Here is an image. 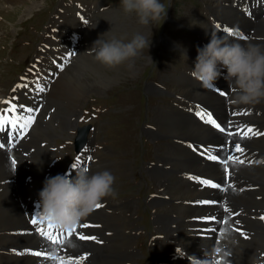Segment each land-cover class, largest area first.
Masks as SVG:
<instances>
[{
  "label": "rangeland",
  "instance_id": "374dc122",
  "mask_svg": "<svg viewBox=\"0 0 264 264\" xmlns=\"http://www.w3.org/2000/svg\"><path fill=\"white\" fill-rule=\"evenodd\" d=\"M198 1L205 5L206 12L195 10L191 0H162L166 5V10L171 13V17L177 22L180 21L183 25L177 23L178 26H176L168 22L166 23L165 19L163 21V17L158 22L150 23L148 32L144 33V36L151 42L149 49L145 47L137 57L117 66L121 72L119 74L115 73L116 70L110 69V71L108 69L109 74L112 76L115 75L116 77L111 78L110 82L107 84L99 82L88 83V86L91 88H88L87 90L89 91L84 94L85 96L80 98L74 105L73 100L71 97H68L69 94L67 92L64 93L61 99H59L60 95H58L59 97L57 96L54 100V104L47 103L45 95L49 92L48 90H51V85L58 79V76L60 77L63 71L66 69L74 71L75 68L73 67L83 62V55L94 57L91 48L93 42L99 38L91 34L94 28H100L101 30V28L107 29L108 27V31L111 32V37L115 35L116 38L127 41L128 37V39H131V33H134L135 28H138L137 25L140 24L135 14L126 15L120 6V0H0V96L11 93V87L14 83L19 81L20 77L24 78L22 83H26L29 87L34 86L37 89L38 85H43L47 88V91L45 90L42 94H37V91L29 92L26 90L28 94L32 93L36 96L34 107L39 103L41 105L35 120L36 123L31 129L28 139H26L28 144H38L35 147L31 146L34 147L31 153L33 159L32 157L28 159L29 162L23 166L18 158L19 154L23 156L21 147L17 153V157L13 159L11 163L14 167V172L12 171L14 176L11 177V182H13V186L15 184L19 188H22L13 196V206H19L23 210V215L25 214L24 210L31 208L30 201L34 198V190L31 191V194L27 195L24 190V182L22 181L24 177L27 176L26 174H28V165H33L34 168H32V171L29 173L30 176H27L26 179L43 187V182L46 177L71 171V165L78 156L81 157L79 162L80 166L83 167V164L88 166L91 172L90 174L95 173L93 166L95 163L99 162L100 166H97L98 168L96 171L98 172L108 170L110 168L108 163L111 161V163L113 162L114 164L109 170L116 177L113 186L115 189V196L103 198L101 201L103 207L95 209L90 215L80 221L93 226L80 228L79 224L77 225V232L87 236H95L99 242H96L97 240L79 239H75V241L82 243L95 241V243L102 245L103 243H101L100 236L96 233L97 231H95V229L105 231L110 223H115L119 229V235L116 239L121 242L118 243V241L115 240L116 245L118 247H121L120 244L126 246L131 245V252L126 260L127 264H174L175 261L181 259H176L174 257L184 250L186 243L196 248L195 257L204 254L202 251L203 248L199 244L196 245L191 243L192 239L184 237L182 241L176 240L178 235L183 234L184 236L185 229L180 230L177 228L176 230L174 227L175 239L173 240L174 244H172L170 242L171 240L166 237V233L159 227L160 225L157 224L158 222H156L159 214H172L179 210L183 215L186 211H190V209L182 210V207L179 208L177 206L173 211L167 209V202L164 204H162V202L169 198H160L161 196H165H163L164 193L159 190L157 180L152 172L154 170L164 171L166 169V171H169L170 169L177 174L173 166L159 161V158L164 157L169 159L172 164V158L177 156L175 153L180 147L179 144L181 142L174 145V147L171 146L170 134L172 130L170 129L172 126L168 123L163 124L164 127L161 129L162 134L160 132H157L155 135L146 133L148 128L154 129V126L150 122H154L161 116V112L170 105L168 104L170 98H173L174 103L177 104L176 102L178 101L183 102V98L181 97H188L179 87L185 84L181 85V82L180 85L177 86V79L185 73L183 71L184 67L185 69H191L195 62L191 58L190 52L187 50L188 48L190 51L193 50V48L188 45L190 36L187 35V30H182L179 26L183 27L186 25L187 28L192 31L204 30V28L210 24L204 15L208 12L212 13L214 10H220V8H215V4L217 3L216 0ZM208 3L211 4L212 7H210L211 5ZM56 11L60 13L55 14ZM196 14H199L198 18L200 19L196 20L194 18ZM65 16H69L68 19L77 24L76 27H78V29H74L79 34L78 45H76L77 49H74L73 57L70 55L65 56L71 59V61L67 64L63 62V69L60 67L61 70L56 69V71L49 72V75L47 73L42 75L36 74L40 80L45 82L34 85V78L28 79L26 75L31 74L29 71L32 64L35 63V60L39 58L47 60L44 65H39L40 72H42L44 67L51 63V61L57 62L61 60L60 52H52L54 49H52L50 39L46 38L45 31L48 30L49 27H55L60 31V28L64 25L63 18ZM52 19L55 23L54 26H51L52 23H49ZM163 24L165 25L163 26ZM140 26L143 27L144 25L142 26V24H140ZM79 31L82 33L81 36ZM128 33L130 36H128ZM108 36H110V34H108L107 37ZM44 45L51 49L47 50L50 53L46 55H42V52H44ZM51 68L53 69V66H51ZM78 72L81 73V70ZM82 72H87V70ZM89 80L93 81V77ZM151 83L162 86L165 90L161 92L154 91L153 88L149 86ZM223 84H225L223 86L226 87V83L223 82ZM225 90L228 94L230 93L228 88ZM19 92H23L21 88L16 90V94L19 95ZM175 100L177 101L175 102ZM186 100L184 101L186 102ZM226 100L228 101L229 99ZM72 105L74 106L69 109V113L65 114L66 109ZM46 106L50 107L47 109ZM76 108L77 111L74 113ZM46 109L47 111L45 114L42 113V111ZM62 109L64 111H62ZM190 116L192 117L191 114ZM56 117L59 121L56 120ZM151 119H153V121H151ZM84 124H91L87 136L89 140H87L85 144H79L76 143L77 131L78 127ZM35 128L42 129V131L39 132L40 135L38 132H35L36 134L32 137V131ZM165 128L168 129L165 131ZM159 134L161 135L159 136ZM186 137H184V141L189 140L188 136ZM195 139L201 141L198 138ZM32 140L36 142H32ZM157 140L158 142L156 143ZM181 145L185 144L183 143ZM13 161H15V164ZM148 161L153 162L148 163ZM155 162L157 163L155 164ZM164 166H166L165 169ZM258 167L264 168V164L260 163ZM17 168H19V170ZM182 169L183 168L180 170ZM33 174L40 175V179H34ZM177 175L183 176L184 174ZM23 190L25 191V195L22 194ZM180 191V195L188 196L185 188L181 187ZM226 198L228 199L229 197L227 196ZM110 199L118 203H128L130 211L124 212L121 206H118L112 215L110 212L111 209L107 210L105 205L106 201ZM256 199L258 203H261L259 204L264 210V198H257L256 195ZM100 209L104 210L106 214L98 219L97 215ZM205 209L206 208L203 207L196 212H201V216ZM27 213L28 211L26 212L25 219L29 220V214ZM249 218L251 222L255 217L250 216ZM256 220L258 224L255 227L248 226L250 222L244 225V222H242L240 218H238L239 224L231 223L234 237L239 233L235 229H241L243 227L242 225H244L246 226L245 228L253 231L252 236L259 242V245H261L264 239V226L259 223V219ZM218 234L216 237H218ZM238 241V248L242 250L244 241L241 237L238 238ZM215 244L216 241L213 239L210 242V248ZM11 246L9 245L7 250L8 253L10 252L9 255L13 257L12 261H14L15 258L21 257L20 253L22 251L15 252L16 250ZM175 246L177 247L175 248ZM174 248L175 250L173 251ZM34 249H37V247H34ZM111 249V245L107 244L106 250ZM122 249L124 250V247ZM262 249L259 250L264 251L263 247ZM26 250L31 254L29 248ZM162 251L165 253H162ZM2 252L4 253L5 250L0 248V254ZM69 252L70 251L66 249L59 251L57 254L65 255ZM3 253L0 256V264H3L5 260ZM90 255L91 254H87L88 261L86 260L84 264H100L92 263L89 258ZM231 257L232 255L228 257L231 264H239L232 261ZM33 262L34 261H32L31 264ZM37 263L39 262L35 261L34 264Z\"/></svg>",
  "mask_w": 264,
  "mask_h": 264
},
{
  "label": "bare ground",
  "instance_id": "6f19581e",
  "mask_svg": "<svg viewBox=\"0 0 264 264\" xmlns=\"http://www.w3.org/2000/svg\"><path fill=\"white\" fill-rule=\"evenodd\" d=\"M221 1H228V0H221ZM209 5H211V4H209ZM210 7H212V5ZM59 13L60 12L56 11L55 14H59ZM219 13L221 15L225 16L226 18H229L228 14H234V15L237 14L236 11H234L233 9L227 8V7H221V11H219ZM114 15H115V13H114ZM198 15L199 14H196L194 16V18L196 20L200 19V18H198ZM206 15H204V16H206ZM68 18H69V16H65L63 18L64 19V25L63 26L65 28H68V29H75V28L77 29L78 27H76L77 26L76 22L71 21ZM49 23H52L51 26H54V24H55L54 21H53V19L50 20ZM132 25H133V23H132ZM137 26H138V28H135L134 33H131V36L128 33V36L132 37L135 34V32L144 35V33H147L148 30H149V28H150L149 25H144V26L142 25L143 27H141L140 24H138ZM202 27H205V26H202ZM105 31L106 32L108 31V27H107V29L101 28V30H100V28L99 29L98 28L97 29L94 28L93 31L91 32V34L93 36L96 35L97 38H98V37L101 36V34L105 33ZM108 34H110V36H108V37L107 36H102L101 38H110L111 37V32L108 31L107 32V35ZM128 38H127V40H129ZM54 44L55 45H59L60 42H57V43H54ZM257 45H260V46L264 47V42H260ZM48 53H50V52H48L46 50V51L42 52V55H46ZM82 58H84L82 60L83 62L80 63L79 65H76L75 67H73V68H75L74 71L66 69L65 71H63L61 73L60 77L58 76V79H56L55 82L51 85V87H52L51 90H48L49 92L45 95V97L47 99V103L54 104V100L57 98L58 95H60V98L59 99H61L62 96L64 95V93L67 92L69 94L68 97H71V99L73 100V103L75 105L77 103V101H79V99L82 98L83 96H85L84 94L89 91L87 89L88 88H91L90 86H88V83H96V82H99V83H102V84L103 83L104 84H107L108 82H110L111 78H115L116 77L115 75L114 76L110 75L109 72H108V69L109 70L112 69L114 71L116 70L115 71L116 74L121 73L120 72V69L118 67H115V68L105 67L104 65H102L99 62L95 61V59H94L93 56H89V55L84 56L83 55ZM35 62H36V60H35ZM43 62H45V59L44 58H39V60H37V63L44 64ZM62 63H63V60L59 61V63L57 64V66L58 65H61ZM51 66L52 65L47 64L44 67V69H43L42 72H40V68L34 67L29 72L32 75H33V72L35 73V75L36 74H41L42 75V74H45V73L48 74L49 72L57 69L56 67H53V69H52ZM59 70H61V69H59ZM77 70L78 71L81 70V73L78 72ZM85 70H87V72H82V71H85ZM92 77H93V81H90L89 79H92ZM181 82H186V84L184 86H179ZM35 85H38V84L35 83ZM94 86H92V87H94ZM177 86H179L180 87V90L183 91L184 93L187 92V90H188V94H191L194 97L201 96L202 98H204L202 100V102L204 104H206V105L209 104L211 107H216L217 102L220 99L218 96L214 95L213 93H210V92L204 90L201 86H199L197 83H195V81L193 79L191 80V77L190 76H187L185 73L183 75H181L177 79ZM99 88H101V87H99ZM22 89L23 88H21V90ZM26 90H28V89H25L24 88L22 91L23 92H26ZM28 91L29 92H36V87H33L31 90H28ZM28 95L29 96L23 94L22 92H19L18 102H24L25 104L30 105L31 107H34V104H35V101L34 100H36V96L34 94H32V93H30ZM87 95H88V93H87ZM68 103H69V101H68ZM74 105L68 107V109H66L65 114L69 113V109L72 108ZM49 107L50 106H48L47 109ZM155 108H157V107H155ZM47 109L45 111L43 110L42 113L45 114V112L47 111ZM62 111H64V110L62 109ZM76 111H77V108L75 109L74 113ZM190 114H191V112L190 113L189 112L188 113L186 112V114L183 117H180V116H177V115H174V114H169V115H167L165 117V120L164 121L172 126V128L170 129V130H172V133L170 134V137L172 139L171 140L172 141V144H178V142H177L178 140L180 142H183L185 140L184 137L188 136L189 140L192 141L193 144L197 147V149L199 148L198 151L201 152V149H200V144L201 143H200V141H197L195 138H198L200 140H203L207 135L211 136L212 135V132L207 128V126H205V123H203L202 121H199L198 119H195L193 116L191 117ZM249 117L252 118L255 121H263L264 120V119L258 118V116L256 114H252ZM64 118H66V117H64ZM56 120H58L57 117H56ZM35 123H36V121L34 122V124ZM34 124L31 125V127L28 130V134L26 135V137L24 138V140L21 142L20 146L14 151V153L12 155L9 156V155H7L4 152V151H10L7 148L6 149H2L3 151L0 150V232H1L0 233V248H3L5 250L4 253L2 252L3 255L5 256V260L3 259L4 260V263L3 264H31L32 261H37L38 259L40 261V264H51V260H48L46 258L35 257V256H33V255H31V254H29L27 252L28 251V250H26L27 248L30 249V248H34V247H39V246H41V245L44 244V241L42 239H40L33 232L32 229H30L31 227L27 224V221L25 219L26 215L25 214L23 215V210L19 206H13V204H14L13 196L16 195L20 191V189H22V188H19L15 184L13 186V182H11V179H12L11 177L14 176L13 175V172H14L13 168L14 167H13V165L11 163H12V160L17 156V153L19 152V150H20L21 147H22V154H23V156H21L19 154L18 155L19 156L18 158L20 160L19 162H21L23 164V166H25L27 164V162H29L28 159H30L32 157L31 156L32 150L38 144H28L26 142V139H28V135H29L32 127L34 126ZM51 126H52V124H51ZM41 131H42V129L35 128L32 131V137H33L34 134H36L35 132H38V134H39V132H41ZM161 134H159V136ZM45 135H47V134H45ZM84 135L81 136L82 137L81 138L82 144L83 143H86V141L89 140ZM160 139H161V137H160ZM32 142H36V141H33L32 140ZM31 146H34V147H31ZM46 146L48 147V144L47 143H46ZM179 146L180 147L176 151L177 152V156L174 157V158H172L173 159L172 160L173 161L172 164H171V162H170L169 159L164 158V157L159 158V161L163 162L164 164H170L171 166H173L174 167V171L177 172V174H184L185 171H187V172L190 171L188 169L197 171V170H199V168H202L203 170H205L207 172L214 171L216 169V167L214 165H211V164H208V163L202 164V161L195 154H193L187 147H185V146H183L181 144H179ZM251 146L264 159V141L256 140L254 142H251ZM167 153H168V151H167ZM32 159H33V157H32ZM108 164L110 165V168H111L114 163L113 162L111 163V161H110ZM98 165H99V162L98 163H95L93 165L94 166V172L97 171V168H98L97 166ZM154 166H152V167H154ZM19 168H17V169L19 170ZM32 168H34L33 165L32 166L31 165H28V171H27L28 174H26L27 172L24 173V174H26L27 176H30L29 173L32 171ZM181 168H183L184 170L182 169V171H179ZM253 168L257 172L256 177L258 179L263 180L264 179V168H262V167H253ZM99 169H101V168H99ZM24 170H26V169H24ZM166 170H164V171H161V170L160 171H158V170L152 171L154 177L157 180V186H158V188H161V190L163 192H165L167 195H170L172 193V189L174 187H183V188L186 189V191L188 193L187 199L186 198H181L180 196H176L175 198H171L170 199V203L167 202L168 203V206H169V210L170 211H173L176 206L179 207V208H181V207L184 206L185 207V210H188V209H190V210H197L198 209L197 207H189V205H188V203H187L186 200H192V199H194V198H196L198 196L204 195L205 193H207V191L206 190H202V191L198 190L196 188V185H194L191 182H189L187 179L184 178V176H178L176 173L172 172L170 169H169V171H166ZM32 173H34V172H32ZM217 173L218 174H221V172L219 170H217ZM72 175L74 176L75 173L72 172ZM27 176H25L24 177V180H22L24 182V185H25L24 190L26 191V194L27 195L31 194V191L34 190V197L38 201L39 200L38 193H39V191L41 190L42 187L39 184L34 183L33 181H30V180L26 179ZM237 176H238V180L243 179L242 176H241V174H237ZM33 178L39 180L40 179V175L33 174ZM241 184H243V183H241ZM24 190L22 191V194L23 195H25V191ZM177 193H179V191ZM180 194H181V191H180ZM105 205H106L107 210L108 209H111L110 212L112 213V215H113V213L115 212V210L117 209L118 206H121V208L124 210V212H129L130 211V206L126 202H120V203H118V202L110 199V200H107L106 201V204ZM36 209L38 210V207H36ZM198 210H200V209H198ZM24 211H26V210H24ZM28 212H29V214H31L30 210ZM248 212L250 214H257L256 212H252L251 210H248ZM105 214L106 213H104V210L100 209L99 212H98V215H97L98 216V219H100V217L103 216V215H105ZM116 216H117V214H116ZM125 218H126V216H125ZM117 220H119V219H117ZM172 220L173 221L179 220V222L182 225H184L187 228V230H189V233H191V230L189 229L191 226L198 225L196 222H189L187 220V217H185L184 219H182L180 217L179 210H178V213L173 212V215L172 214H170V215L159 214L157 216L156 222H158L157 224L160 225L159 227L166 233V237L171 240L170 242L172 244H174L173 240L175 239V235H174V229L175 228L172 225ZM100 221H102V220H100ZM257 224H258V221L254 218V220L251 221L248 224V226L255 227ZM22 229L26 231V233L24 235L21 234V230ZM106 229L107 230H105V231L96 230L95 229V231H97L96 233L100 236L101 243H103L102 245L95 243V241L94 242H90V243L76 242L75 239L70 238L71 239V245H74V247L73 246H68L67 247V250H69L72 253H87V254H91L89 256V258L92 261V263H100V264H127V261L126 260L128 259L129 253L131 252V249H130L131 248V245L126 246V245H123L122 244L123 245L122 246L120 244L121 247H118L116 245V241L115 240H117L116 238L119 235V229L117 228V226H116L115 223H110L109 227L106 228ZM212 229H216L215 225H213ZM201 231H204V230H201V229L196 230V232H198V233L201 232ZM208 232H209V234L210 233L211 234H214L213 231H208ZM209 234H207L205 237H202V238L201 237H193L191 243H195V242H197L198 244L206 243L207 241H209V239H207L208 236H209ZM235 238L238 240L237 237H235ZM243 241H244V244L242 246V248H243L242 250H240L238 248L239 245L237 247L233 248V250H232V257H231V259L234 262L240 263V261L242 259H249V257L251 255H253V254H255L257 252L258 247L260 246L259 245V242L253 236H251V238L249 240H243ZM263 241H264V239L262 240L261 244L263 243ZM118 243H121V242L118 241ZM107 244L108 245H111V247H112L111 250H106ZM9 245L10 246L12 245L11 247L16 250L15 252L22 251L20 253L21 257L15 258L14 261H12L13 260V257L9 255L10 252L8 253V250H7V248H8ZM20 246H23V247H20ZM123 247H124V250L122 249ZM113 250H115V251H113ZM174 250L175 249H173V251ZM164 251H162V253ZM114 252H116V253H114ZM1 254H0V256H1ZM172 256H173V253H172ZM176 259H179V255H177Z\"/></svg>",
  "mask_w": 264,
  "mask_h": 264
},
{
  "label": "clouds",
  "instance_id": "9594fccd",
  "mask_svg": "<svg viewBox=\"0 0 264 264\" xmlns=\"http://www.w3.org/2000/svg\"><path fill=\"white\" fill-rule=\"evenodd\" d=\"M120 6L126 15L135 14L142 25L158 22L162 17L164 21L167 14L162 0H120ZM107 32L93 42L91 51L94 59L108 68L132 60L145 47L149 49L151 43L140 33H135L127 41L115 36L102 39ZM228 37L244 40L245 43H230ZM197 52L189 74L203 87L215 88L214 82L221 76L220 68L223 67L226 69L224 79L231 93L229 103L253 105L264 100V47L248 42L238 29H232L224 37L211 35L209 42ZM115 180L109 170L90 174L89 167L72 164L71 171L45 178L38 193V215L44 218L45 223L67 232L90 215L103 198L115 196ZM238 245L231 226L225 224L219 229L216 244L204 254V258L191 256L190 264H215L217 260L220 264H231L228 257ZM249 264H264V253L251 255Z\"/></svg>",
  "mask_w": 264,
  "mask_h": 264
},
{
  "label": "snow or ice",
  "instance_id": "6c2138e0",
  "mask_svg": "<svg viewBox=\"0 0 264 264\" xmlns=\"http://www.w3.org/2000/svg\"><path fill=\"white\" fill-rule=\"evenodd\" d=\"M220 27V26H218ZM223 31L226 33H231L232 29L224 27ZM247 38V37H245ZM67 63V61H65ZM61 69H63L64 64L60 65ZM27 87V85H17L16 87ZM15 91V89H14ZM37 94L42 93L45 91V87L43 85L37 86ZM217 91L220 95L226 96V91H221L220 88L217 87ZM14 98L5 99L3 101L4 104L7 105L6 108L0 109V134L4 136L3 143H0V148H4L6 144L9 143L12 136H23L26 134V131L31 127L32 124H34L36 117L32 115L33 112H38L39 108H33L28 107L25 105H17L13 102ZM8 113H13V115L10 117ZM18 113V115H17ZM237 113H233V115H236ZM246 114V113H244ZM196 115L200 117L202 120H204L206 123L214 126L217 130H219L221 133L226 134L227 137H232L239 135L241 139L249 138L251 135H264V133H261L259 131L254 130L252 127L244 126H236L237 130L236 132H232L229 129L233 127L232 121L227 122H217V119L213 118V115L211 113H206L205 110L200 109L196 111ZM228 146L227 140L225 141V144L219 145L221 149H225ZM192 147V146H190ZM232 148L235 152L243 153L245 149L241 146L239 142H232ZM193 150L196 149L193 147ZM213 151V148L211 146L207 147L205 151H203L202 155H207V158L212 161H218L221 165L222 172L224 174V179L221 183L214 182L211 179H201L199 177H194L202 186H209L214 189H217L221 192H226L227 190L233 188V184L229 183V180L231 179V176L233 173L230 171L228 165L229 162H232L233 165H242L245 164V160L240 159L239 156L234 155H227L223 158H221L219 155H210V153ZM81 157L76 158V162L73 163V166L79 165ZM15 164V161H13ZM247 163H252V161H247ZM256 163H262L260 161H256ZM197 203L202 204H219L220 207H222V210L224 213H227L228 216L225 219H222L220 222L224 224H229L231 226V217L232 215L238 216L239 213H233V210L226 206L223 201L217 202V201H198ZM103 207L102 203H98L96 205V209H99ZM201 219L210 220V221H217L219 218L216 216L211 217H203ZM261 220H264V216L260 217ZM31 224L33 225V231L37 233L43 240L47 242V248L51 249L50 251L46 250L44 252L37 251L33 253L37 256H44L46 259H49L52 261V264H84V262L87 260V255L78 256L76 258H73L71 255L64 257L60 256L57 253L61 250H66L68 246L71 245V239H79V240H97L95 236H87L83 233L77 232V225H74L70 230L65 232L63 229H59L56 226H54L51 223H47L46 227H43L42 225L45 224L44 218L40 217L38 214L34 215L31 219ZM236 224H239V221H235ZM93 225H90L86 222H80L79 227L80 228H88ZM55 230V231H53ZM236 231L240 232L242 236L246 237V234L243 233L239 228L235 229ZM209 231L215 232L216 229H210ZM99 242V241H97ZM217 252L220 251L219 248L216 250ZM215 264H220V261L217 260Z\"/></svg>",
  "mask_w": 264,
  "mask_h": 264
},
{
  "label": "trees",
  "instance_id": "16d2710c",
  "mask_svg": "<svg viewBox=\"0 0 264 264\" xmlns=\"http://www.w3.org/2000/svg\"><path fill=\"white\" fill-rule=\"evenodd\" d=\"M179 171H182V170H179Z\"/></svg>",
  "mask_w": 264,
  "mask_h": 264
}]
</instances>
